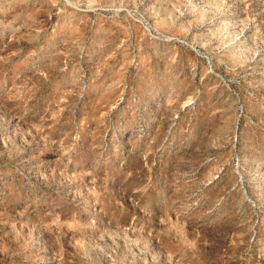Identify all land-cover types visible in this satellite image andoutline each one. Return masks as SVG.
Here are the masks:
<instances>
[{
  "label": "rangeland",
  "instance_id": "obj_1",
  "mask_svg": "<svg viewBox=\"0 0 264 264\" xmlns=\"http://www.w3.org/2000/svg\"><path fill=\"white\" fill-rule=\"evenodd\" d=\"M0 264H264V0H0Z\"/></svg>",
  "mask_w": 264,
  "mask_h": 264
}]
</instances>
